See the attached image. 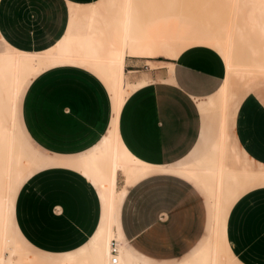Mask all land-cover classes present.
Wrapping results in <instances>:
<instances>
[{"label": "crops", "instance_id": "1", "mask_svg": "<svg viewBox=\"0 0 264 264\" xmlns=\"http://www.w3.org/2000/svg\"><path fill=\"white\" fill-rule=\"evenodd\" d=\"M103 1L0 0V43L8 50L48 54L71 42L83 46L81 55L88 59L69 55L48 62L21 90L19 129L40 161L13 191L12 227L25 248L47 261L43 264H71L92 253L110 222L116 240L137 264H176L172 262L194 252L206 234L208 215L197 184L210 200L211 223L205 244L182 263L191 264L212 239L215 215L210 194L186 169L210 152L177 172L171 168L190 156L204 136L196 99L221 93L227 77L224 48L205 25L216 37L224 62L217 52L202 46L177 56L147 24L155 46L141 55L126 48L123 72L128 97L119 107L113 83L91 62L115 58L122 51L113 24L125 0L118 11L105 0L115 13L100 29ZM19 106L26 134L48 155L27 139ZM222 125L221 113L218 138ZM117 131L146 168L129 179L126 172L117 171L118 188L121 174L125 185L119 188L111 214L99 172L106 173L111 165L106 147ZM231 133L242 157L263 172L264 107L253 95L239 107L234 128L238 145L232 128ZM248 186L222 214L221 243L232 264H237L236 257L244 264H264V189L247 193Z\"/></svg>", "mask_w": 264, "mask_h": 264}, {"label": "bare ground", "instance_id": "2", "mask_svg": "<svg viewBox=\"0 0 264 264\" xmlns=\"http://www.w3.org/2000/svg\"><path fill=\"white\" fill-rule=\"evenodd\" d=\"M161 1H164L165 7ZM190 1L192 3L188 1V6H185V0H159L158 3H162L166 15H171L170 13L179 15L183 14L186 8L190 9L193 15L219 38L227 60L226 81L218 101L212 105L223 115L221 134L210 154L197 165L186 169L210 194L215 215L212 239L191 264H232L221 243L222 214L230 200L241 189L264 180V171L256 170L238 151L230 127L231 111L240 93L258 83L264 84V0ZM147 2V0L124 1L123 9L113 24V29L122 42V51L115 58H100L97 62H91L113 83L119 107L128 97L123 72L126 48L131 46L133 54L141 55L155 46V40L146 29L150 9ZM153 5V8L158 6H155V3ZM225 9L228 12L226 15ZM195 11L198 14H195ZM158 13L159 11L157 15ZM155 16L153 15V18L157 17ZM82 47L65 42L48 54H27L15 50L0 54V264L47 262L22 245L10 220L11 198L16 185L40 161L37 152L20 132L17 106L21 90L34 72L48 62L69 55L82 61V57L85 58L81 55ZM106 155L107 159L111 157V165L109 164L106 173L99 172V178L106 187L112 214L119 193L117 171L126 172L129 179L146 167L127 150L118 131L107 145ZM115 240L116 236L110 222L108 230L92 253L72 261L71 264H111L113 258L111 242ZM116 241V264H137L125 251L121 242Z\"/></svg>", "mask_w": 264, "mask_h": 264}, {"label": "rangeland", "instance_id": "3", "mask_svg": "<svg viewBox=\"0 0 264 264\" xmlns=\"http://www.w3.org/2000/svg\"><path fill=\"white\" fill-rule=\"evenodd\" d=\"M122 0H106L107 4L110 6H114L117 11L119 9V6L121 4ZM147 4L149 9V20H148V25L151 30H153L158 37L159 41L162 42H169L171 44V49L175 52L177 56H179L184 50L191 48V47H196V46H202V47H207L219 54V56L223 60V52L221 50V47L217 43L216 37L212 34L209 28L205 26L203 22L200 21L196 16L193 15V12H191L190 9L186 8L185 12L183 14L178 13H170L171 15H166L165 13V5L164 1L162 2L164 7H162V3H158L157 0H147ZM154 1V2H152ZM156 1V2H155ZM185 6H188L190 0H185ZM189 1V2H188ZM193 1V0H192ZM208 2V0H207ZM210 2V0H209ZM153 3L156 5H161L160 8L158 6L153 8ZM158 3V4H157ZM192 3V2H191ZM105 3V0L103 1V7L101 8L102 14H104L105 18L99 21L98 28L103 29L106 27V24L112 19L115 11L111 10L110 7L107 6ZM210 5L209 3H207ZM156 9V10H154ZM153 10L155 12H153ZM162 12H161V11ZM159 11L158 15L157 12ZM195 14H198L197 11H195ZM155 13V14H154ZM164 13V14H162ZM227 9H225V15L227 14ZM160 14V16H159ZM176 14V15H175ZM153 15L156 18H153ZM165 15V16H163ZM152 16V17H151ZM159 16V17H158ZM8 51V46L6 44L0 43V54L7 52ZM224 62V60H223ZM172 71V67L170 68V72ZM171 74V73H170ZM220 89V88H219ZM218 94L219 90L211 95L210 97L207 98H201V99H196V102L198 104V107L201 112L202 116V122H203V130L204 136L202 140H200L199 144L197 145L196 149L188 156L184 161L179 163L177 166L172 167L171 169L175 172H177V168L183 165H192L197 163L199 160H201L203 157H205L209 152L212 144L214 141L218 138L219 131H220V126H221V113L216 110V108H213L212 105L218 101ZM248 95H253L259 103L264 107V84L258 83L255 85L253 90H246L244 92H241L239 95V99L236 101L234 104L231 115H230V120H231V128L234 136V141L238 145V140L237 137L234 133V128L236 125V118L239 113V107L242 103V101L248 96ZM22 105V104H21ZM19 122L20 125L23 129V132L25 133L27 139L29 142H31L37 149H39L28 137V135L25 132L23 123H22V117H21V107L19 106ZM41 152L46 154L44 151L39 149ZM48 155V154H46ZM122 177V183L121 181L119 182V188L123 189L125 185V179L123 175H120ZM192 181V180H191ZM193 182V181H192ZM194 183V182H193ZM195 184V183H194ZM201 191V194L204 198L205 201V206H206V211L208 215V224H207V229H206V234L196 250L192 252L189 256L186 258H182L180 260L174 261L172 263L176 264H182L184 261L190 259L193 257V255L198 251L207 241V239L210 236V223H211V204L210 200L207 197V195L203 192V190L195 184ZM255 189H264V182H254L250 184L247 188L246 191L249 193L251 190ZM23 237V236H22ZM25 240V239H24ZM25 242H27L25 240ZM28 243V242H27ZM236 263L237 264H244L241 262L237 257H236Z\"/></svg>", "mask_w": 264, "mask_h": 264}, {"label": "built area", "instance_id": "4", "mask_svg": "<svg viewBox=\"0 0 264 264\" xmlns=\"http://www.w3.org/2000/svg\"><path fill=\"white\" fill-rule=\"evenodd\" d=\"M111 245H112V248H111V254L113 255L112 263H111V264H116L117 259H116V256H115V255H116L117 251H116V247H115V242L112 241V242H111Z\"/></svg>", "mask_w": 264, "mask_h": 264}]
</instances>
